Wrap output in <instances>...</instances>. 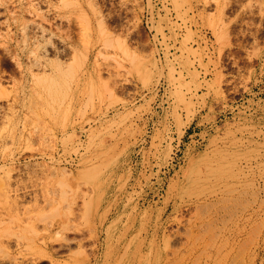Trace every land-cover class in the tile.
Listing matches in <instances>:
<instances>
[{
  "label": "rangeland",
  "instance_id": "374dc122",
  "mask_svg": "<svg viewBox=\"0 0 264 264\" xmlns=\"http://www.w3.org/2000/svg\"><path fill=\"white\" fill-rule=\"evenodd\" d=\"M0 264H264V0H0Z\"/></svg>",
  "mask_w": 264,
  "mask_h": 264
},
{
  "label": "bare ground",
  "instance_id": "6f19581e",
  "mask_svg": "<svg viewBox=\"0 0 264 264\" xmlns=\"http://www.w3.org/2000/svg\"><path fill=\"white\" fill-rule=\"evenodd\" d=\"M58 1H61V3L65 6V7H68V6H70V5H73V4H76V3H78L79 2V0H58ZM81 3V2H80ZM61 6V5H60ZM69 9V8H68ZM217 21H218V18H213V32H214V35L216 36V38H217V40L218 41H221L222 40V34H221V32L219 31V29H218V27H217ZM88 22H86L85 24H87ZM86 26V25H85ZM88 26V25H87ZM43 29V28H42ZM41 29V33H42V37L41 38H43L44 36H43V30ZM44 32H45V30H44ZM36 37V36H35ZM34 37V38H35ZM46 38V37H45ZM118 43V42H117ZM116 43V44H117ZM117 45H119L118 47H116L115 48V56L117 57V63L118 64H121V62L120 61H122L121 59H123L124 60V58L126 57L132 64L135 62V58L127 51V49L126 48H124V45L123 44H120V43H118ZM83 53V52H82ZM84 55V54H83ZM83 55L82 54H80V53H76L75 52V55H74V57H73V59H72V61L67 65V67L65 66V68H66V72L64 73V80L62 81V82H60V80H59V82L56 80V79H59V78H56V79H54V77L53 78H46L45 77V75H43L45 78H40L39 80H38V83L41 85V87L43 86V87H45L46 88V92H48V94L49 95H52V92L54 91V87L55 86H60L61 88H63L62 90H63V97L65 96V93H66V91H67V88L69 87V82H70V79L71 78H73L74 76H76V74H77V72L79 71V70H81V69H84L83 68V66H84V57H83ZM85 56H87V55H85ZM87 58V57H86ZM121 58V59H120ZM38 61H36V63H37ZM43 63V62H42ZM39 64H41L40 62H39ZM38 64V65H39ZM44 65V64H43ZM45 66V65H44ZM47 66V65H46ZM62 66V65H61ZM57 67V66H56ZM38 68H40V65H39V67ZM46 68V67H45ZM86 69V68H85ZM52 70V69H51ZM53 72V71H52ZM56 72V71H55ZM54 72V73H55ZM80 73V72H79ZM78 73V74H79ZM56 75V74H55ZM52 76V75H51ZM75 80V79H74ZM75 81H77V80H75ZM56 89H57V87H56ZM61 90V89H60ZM44 91H45V89H44ZM60 92H62V91H60ZM47 94V95H48ZM61 94V95H62ZM57 95V94H56ZM53 96V95H52ZM49 97H51V96H49ZM63 97H62V99H63ZM58 98V97H57ZM46 99H47V97H46ZM61 99V100H62ZM49 100H54V98L52 99H49ZM49 100L47 101L48 103H50L49 102ZM58 100V99H57ZM55 101V100H54ZM63 101H64V99H63ZM62 102V101H61ZM60 102V103H61ZM52 104V103H51ZM63 104V103H62ZM58 105H59V103H58ZM57 105V106H58ZM52 106V105H51ZM59 107V106H58ZM53 108V107H52ZM52 108H51V110H52ZM57 108V107H56ZM54 109V108H53ZM61 109V108H60ZM49 111V110H48ZM50 113H51V111H50ZM49 113V114H50ZM54 114H55V112H53ZM52 113V114H53ZM59 113V112H58ZM57 113V114H58ZM208 200V199H207ZM39 249H41V248H39ZM42 250H43V248H42ZM44 251V250H43Z\"/></svg>",
  "mask_w": 264,
  "mask_h": 264
},
{
  "label": "built area",
  "instance_id": "2783aa9c",
  "mask_svg": "<svg viewBox=\"0 0 264 264\" xmlns=\"http://www.w3.org/2000/svg\"><path fill=\"white\" fill-rule=\"evenodd\" d=\"M148 17H149V15H147V19H146V21H147V22H148V20H149V18H148Z\"/></svg>",
  "mask_w": 264,
  "mask_h": 264
}]
</instances>
